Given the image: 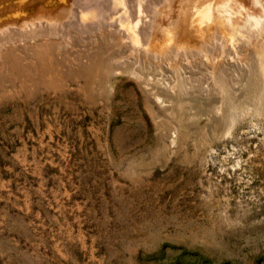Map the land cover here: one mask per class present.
Masks as SVG:
<instances>
[{
  "label": "rangeland",
  "instance_id": "374dc122",
  "mask_svg": "<svg viewBox=\"0 0 264 264\" xmlns=\"http://www.w3.org/2000/svg\"><path fill=\"white\" fill-rule=\"evenodd\" d=\"M119 40L4 50L0 264H264V53Z\"/></svg>",
  "mask_w": 264,
  "mask_h": 264
},
{
  "label": "bare ground",
  "instance_id": "6f19581e",
  "mask_svg": "<svg viewBox=\"0 0 264 264\" xmlns=\"http://www.w3.org/2000/svg\"><path fill=\"white\" fill-rule=\"evenodd\" d=\"M102 34L121 39L118 45L123 53L144 54L164 62L176 60L177 50L194 56L213 54L225 46L228 53L239 54L246 46L243 38L253 39L254 46L264 53V0H0V71L6 48H11L12 58L24 61L29 44L35 51L38 43L56 40L61 49L57 58L63 59L61 52L72 41L81 45ZM113 47L115 44L109 42L104 49L108 52ZM106 60L111 73L124 67V62Z\"/></svg>",
  "mask_w": 264,
  "mask_h": 264
}]
</instances>
